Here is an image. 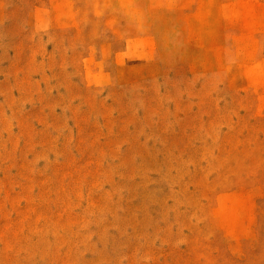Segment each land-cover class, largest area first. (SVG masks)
I'll return each mask as SVG.
<instances>
[{"label": "rangeland", "instance_id": "374dc122", "mask_svg": "<svg viewBox=\"0 0 264 264\" xmlns=\"http://www.w3.org/2000/svg\"><path fill=\"white\" fill-rule=\"evenodd\" d=\"M0 264H264V0H0Z\"/></svg>", "mask_w": 264, "mask_h": 264}]
</instances>
